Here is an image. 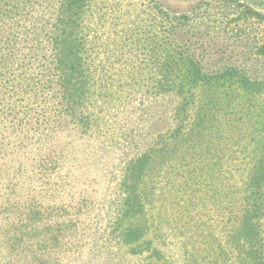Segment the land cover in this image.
Masks as SVG:
<instances>
[{
    "label": "rangeland",
    "instance_id": "obj_1",
    "mask_svg": "<svg viewBox=\"0 0 264 264\" xmlns=\"http://www.w3.org/2000/svg\"><path fill=\"white\" fill-rule=\"evenodd\" d=\"M0 4L2 262L264 264V185L256 241L240 237L264 157V0ZM57 61L75 69L76 103ZM189 64L222 81L171 87ZM145 152L122 223L124 175Z\"/></svg>",
    "mask_w": 264,
    "mask_h": 264
},
{
    "label": "trees",
    "instance_id": "obj_2",
    "mask_svg": "<svg viewBox=\"0 0 264 264\" xmlns=\"http://www.w3.org/2000/svg\"><path fill=\"white\" fill-rule=\"evenodd\" d=\"M4 1V0H3ZM1 5V4H0ZM3 7L0 6V10H2ZM64 51V50H62ZM64 61H57L58 68L60 69L62 75L64 78L60 81L59 87L61 91L67 92V103L69 105L70 102L76 103L77 100L79 101L83 94L80 93L78 85L72 81L74 78V75L72 74L75 72V69L69 68L68 71L62 69V63ZM188 70L192 69V71H189L187 73V77L181 78V79H175L171 81V87L177 88V89H183L185 87L192 88L195 85H200L201 83H212V82H220L222 81V76L224 75H216L212 77L208 76H201L199 67L197 64L188 65ZM196 108L198 107V104L195 103ZM69 108V106H68ZM68 110V109H67ZM200 110H208V103L205 101H202L200 105ZM73 113V111H70ZM77 114H75V117ZM80 115H78L79 117ZM213 116V115H211ZM211 116L203 114L200 119H198L197 123L206 124L210 120H214ZM79 119H82L80 117ZM179 135V133H178ZM151 162V155L147 152L141 154L137 159H135L132 164L129 166V169L127 173L124 175L123 183H122V194L124 196L123 202H122V209H121V219L119 218V221L122 223L127 222V220L136 213L138 209L137 199H138V193L137 190L139 186L142 184L146 171L149 168ZM255 171L254 174L250 176L251 181L249 182V186H251V200H252V207L249 211H247L246 216L242 219L243 223L241 225V231H240V237L248 242H255L256 241V230L254 223H252V213H255V215H258V206H259V199L255 198V195L260 194V188L264 185V157L257 159L255 165H254ZM118 224H121L120 222ZM23 226H27V224H15L13 227V230H16L17 228L20 229ZM121 237L120 242L125 246H131L137 242L140 241V234L137 228H133L128 226L127 228H124V230L121 231ZM252 255H257V249L253 250ZM252 252V251H250ZM0 264H5V262L1 261ZM252 264H262L260 262L259 257H253Z\"/></svg>",
    "mask_w": 264,
    "mask_h": 264
}]
</instances>
